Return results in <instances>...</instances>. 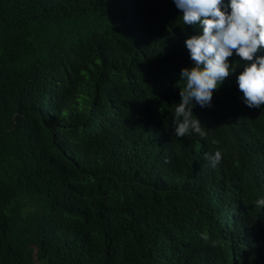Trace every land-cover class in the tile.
<instances>
[{"label":"trees","instance_id":"1","mask_svg":"<svg viewBox=\"0 0 264 264\" xmlns=\"http://www.w3.org/2000/svg\"><path fill=\"white\" fill-rule=\"evenodd\" d=\"M194 32L173 0H0V264H264L242 69L172 132Z\"/></svg>","mask_w":264,"mask_h":264},{"label":"clouds","instance_id":"2","mask_svg":"<svg viewBox=\"0 0 264 264\" xmlns=\"http://www.w3.org/2000/svg\"><path fill=\"white\" fill-rule=\"evenodd\" d=\"M173 2L182 14L183 24L192 26L195 32L185 40L192 65L180 73L182 100L175 104L172 132L180 138L193 134L206 138L208 128L194 108L212 107L215 92L238 70L242 69L237 84L244 102L251 108L264 105V0ZM223 158L220 149L206 154L213 168ZM255 206L264 208V195L256 198Z\"/></svg>","mask_w":264,"mask_h":264}]
</instances>
